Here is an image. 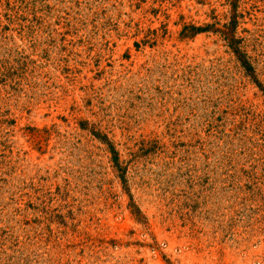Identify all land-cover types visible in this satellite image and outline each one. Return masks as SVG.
Segmentation results:
<instances>
[{"label": "rangeland", "instance_id": "rangeland-1", "mask_svg": "<svg viewBox=\"0 0 264 264\" xmlns=\"http://www.w3.org/2000/svg\"><path fill=\"white\" fill-rule=\"evenodd\" d=\"M0 264H264V0H0Z\"/></svg>", "mask_w": 264, "mask_h": 264}, {"label": "trees", "instance_id": "trees-1", "mask_svg": "<svg viewBox=\"0 0 264 264\" xmlns=\"http://www.w3.org/2000/svg\"><path fill=\"white\" fill-rule=\"evenodd\" d=\"M230 25V30L232 28V30L234 29L235 27V20L232 18V22L229 24ZM195 32H201L200 29H196L194 30ZM229 43L231 45V49L233 51V53L238 57V59L240 60V63L241 65L243 66V68L246 70V71H249L251 68H250V65L249 63L245 60V57L243 56V54L240 52V50L238 49V46H237V43L236 41L231 37L229 38Z\"/></svg>", "mask_w": 264, "mask_h": 264}]
</instances>
